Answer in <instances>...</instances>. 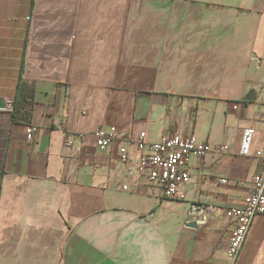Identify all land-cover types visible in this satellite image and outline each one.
Returning a JSON list of instances; mask_svg holds the SVG:
<instances>
[{
  "label": "crops",
  "instance_id": "crops-1",
  "mask_svg": "<svg viewBox=\"0 0 264 264\" xmlns=\"http://www.w3.org/2000/svg\"><path fill=\"white\" fill-rule=\"evenodd\" d=\"M0 97V264H222L224 209L264 174L239 153L247 126L264 149V0H0ZM110 125L207 142L185 198L151 187L135 147H97ZM193 202L208 214L189 227ZM233 264H264V213Z\"/></svg>",
  "mask_w": 264,
  "mask_h": 264
},
{
  "label": "built area",
  "instance_id": "built-area-1",
  "mask_svg": "<svg viewBox=\"0 0 264 264\" xmlns=\"http://www.w3.org/2000/svg\"><path fill=\"white\" fill-rule=\"evenodd\" d=\"M238 104L234 105L237 108ZM28 139L34 137L36 128L32 124L25 125ZM255 128L247 126L242 129L239 141V153L243 156H256L264 160V149H253ZM82 137V134L78 135ZM92 136L95 145L101 149L118 143L120 159H128L130 147L139 151L137 171L147 175L148 182L157 193L168 199H184L182 187L189 181V166L194 157L204 156L211 151L207 142L198 141L194 134H183L179 130L163 135L156 141H149L145 131L136 136L118 135L114 125L99 126ZM220 150H225L221 146ZM222 182H225L222 179ZM125 187V186H124ZM264 213V174L253 177L252 187L240 206L224 209V215L232 221L227 256L222 264H233L247 236L252 219L256 214Z\"/></svg>",
  "mask_w": 264,
  "mask_h": 264
},
{
  "label": "water",
  "instance_id": "water-1",
  "mask_svg": "<svg viewBox=\"0 0 264 264\" xmlns=\"http://www.w3.org/2000/svg\"><path fill=\"white\" fill-rule=\"evenodd\" d=\"M249 98V95L246 99ZM7 104L4 98L0 97V110L6 109ZM207 211L204 207L197 202H193L190 204L188 216L185 222L186 226L195 227L199 222H202L206 219Z\"/></svg>",
  "mask_w": 264,
  "mask_h": 264
},
{
  "label": "trees",
  "instance_id": "trees-1",
  "mask_svg": "<svg viewBox=\"0 0 264 264\" xmlns=\"http://www.w3.org/2000/svg\"><path fill=\"white\" fill-rule=\"evenodd\" d=\"M23 82L21 75H19L18 81H17V87H16V93L12 102V120L16 121L19 120L21 108H22V102H23ZM26 125L31 124V122L25 123Z\"/></svg>",
  "mask_w": 264,
  "mask_h": 264
},
{
  "label": "rangeland",
  "instance_id": "rangeland-1",
  "mask_svg": "<svg viewBox=\"0 0 264 264\" xmlns=\"http://www.w3.org/2000/svg\"><path fill=\"white\" fill-rule=\"evenodd\" d=\"M178 10H180V8H178Z\"/></svg>",
  "mask_w": 264,
  "mask_h": 264
}]
</instances>
